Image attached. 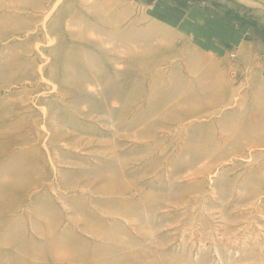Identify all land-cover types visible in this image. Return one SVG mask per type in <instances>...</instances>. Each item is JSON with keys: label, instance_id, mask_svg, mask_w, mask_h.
I'll return each instance as SVG.
<instances>
[{"label": "rangeland", "instance_id": "rangeland-1", "mask_svg": "<svg viewBox=\"0 0 264 264\" xmlns=\"http://www.w3.org/2000/svg\"><path fill=\"white\" fill-rule=\"evenodd\" d=\"M0 264H264V0H0Z\"/></svg>", "mask_w": 264, "mask_h": 264}]
</instances>
